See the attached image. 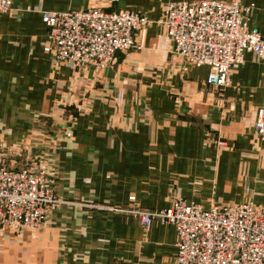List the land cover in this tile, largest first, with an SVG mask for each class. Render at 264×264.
<instances>
[{"label": "crops", "instance_id": "obj_1", "mask_svg": "<svg viewBox=\"0 0 264 264\" xmlns=\"http://www.w3.org/2000/svg\"><path fill=\"white\" fill-rule=\"evenodd\" d=\"M172 1L13 0L19 14H0V158L51 137L56 192L72 201L18 240L0 232V264H174L176 229L157 221L146 229L136 210L177 197L264 208V134L255 127L264 58L245 52L227 86L208 85L209 67L186 64L166 34ZM241 3L264 36V0ZM93 6L152 22L137 32V48L105 68L56 61L42 12Z\"/></svg>", "mask_w": 264, "mask_h": 264}, {"label": "built area", "instance_id": "obj_2", "mask_svg": "<svg viewBox=\"0 0 264 264\" xmlns=\"http://www.w3.org/2000/svg\"><path fill=\"white\" fill-rule=\"evenodd\" d=\"M251 8L241 0H176L166 5L162 23L174 52L188 65L208 66V85L224 87L244 62L245 52L264 58V36L249 23ZM19 12L13 0H0V14ZM42 18L48 28L45 51L75 68H105L119 52L137 48V32L152 22L129 8L100 6L43 11ZM255 127L264 134V108L257 113ZM217 140V145H226ZM70 202L57 194L55 177L36 164L19 169L0 167V228L18 232L38 228L52 210ZM77 205L103 208L91 201ZM134 214L146 229L156 221L176 229L174 264H264V208L252 200L205 208L177 197L165 209H140Z\"/></svg>", "mask_w": 264, "mask_h": 264}, {"label": "rangeland", "instance_id": "obj_3", "mask_svg": "<svg viewBox=\"0 0 264 264\" xmlns=\"http://www.w3.org/2000/svg\"><path fill=\"white\" fill-rule=\"evenodd\" d=\"M46 139V147L39 148L38 150L30 149L28 151H25L23 149V146L19 147L20 153L18 151L12 150L10 153L3 152V154L7 155V157L0 158V167H6L10 169H19L21 167H24L29 164H36L38 167H41L46 170L48 176H52L56 178V167L54 164V154L52 151L49 150V146L51 149H53L54 141L51 137H45ZM223 140V139H220ZM225 141V140H224ZM49 144V146H48ZM23 150V152H22ZM22 153V155H21ZM56 181V179H55ZM68 200V199H67ZM69 201V200H68ZM104 206V205H102ZM54 210L50 212L48 216H50L53 213ZM42 226L38 228H28V229H22L20 232L18 231H9L4 230L0 228V232L2 234H5L7 236H10L12 238H16L17 240L20 239L24 233L25 230H36L41 228Z\"/></svg>", "mask_w": 264, "mask_h": 264}]
</instances>
